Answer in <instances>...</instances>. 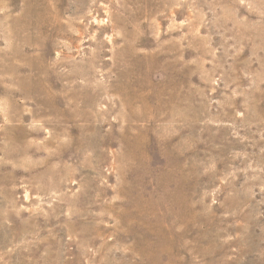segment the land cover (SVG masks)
Listing matches in <instances>:
<instances>
[{
    "label": "rangeland",
    "instance_id": "rangeland-1",
    "mask_svg": "<svg viewBox=\"0 0 264 264\" xmlns=\"http://www.w3.org/2000/svg\"><path fill=\"white\" fill-rule=\"evenodd\" d=\"M0 264H264V0H0Z\"/></svg>",
    "mask_w": 264,
    "mask_h": 264
}]
</instances>
